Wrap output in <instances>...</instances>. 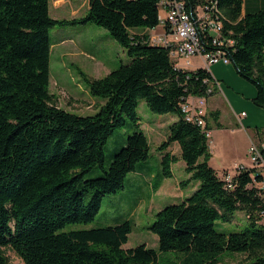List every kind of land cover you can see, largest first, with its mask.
I'll use <instances>...</instances> for the list:
<instances>
[{"label":"trees","instance_id":"obj_1","mask_svg":"<svg viewBox=\"0 0 264 264\" xmlns=\"http://www.w3.org/2000/svg\"><path fill=\"white\" fill-rule=\"evenodd\" d=\"M159 1L88 0L84 16L58 19L50 15V0H0V264H8L1 247L13 248L25 264H216L227 252L246 254L237 264H264V197L253 186L255 169L246 167L227 181L210 164L209 113L203 129L181 104L190 95L209 98L214 76L204 66L176 67L170 48L148 41V29L160 23ZM205 3L222 14V36L234 41L228 55L255 85L254 103L264 107V8L242 14L243 0H186L189 11ZM90 22L106 28L131 61L104 77H85L90 93L105 101L95 114L83 115L58 106L49 91L50 30ZM141 100L155 113L177 115L159 144L157 172L148 164ZM211 115L221 125L218 112ZM127 118L133 131L105 168V144ZM175 142L180 154L168 150ZM180 158L189 175L183 187L198 185L155 213L148 229L157 234L158 248L124 246L135 226L131 217L71 227L92 223L103 198L124 189L130 173H141L140 187L154 190L173 176ZM95 166L102 174L86 179ZM239 210L249 220L244 230L215 227ZM168 251L180 252L179 262Z\"/></svg>","mask_w":264,"mask_h":264},{"label":"rangeland","instance_id":"obj_2","mask_svg":"<svg viewBox=\"0 0 264 264\" xmlns=\"http://www.w3.org/2000/svg\"><path fill=\"white\" fill-rule=\"evenodd\" d=\"M87 8L88 0H50V15L53 18L71 19L81 17L86 14ZM158 31H161V29ZM50 40L53 47L50 62L49 91L53 95L56 104L74 113L83 115L95 114L100 109V103L105 100L90 93L85 77H104L121 64L129 63L131 58L126 48L115 40L106 28L92 22L88 24L56 25L50 30ZM192 62L197 66L200 65L201 59L193 57ZM210 70L217 77L215 80L220 84L207 99V107L209 105L210 109L217 106L224 108L222 126L215 121L211 112L208 117V122H210L212 128L209 138L213 156L212 162L215 166L223 169V165H232L234 162L246 160L250 161V165L247 167H253L248 154L249 147L245 143L244 135L242 131L235 129L238 124H236L231 97L232 94H238L242 99L243 109L246 111L244 116L248 113L253 120L256 118L255 124H251V127L247 125L245 127L250 133L253 134L255 132V136L261 138L263 142L264 113L262 110H264V107L256 105L253 101L255 96L253 98L251 96V90L253 91L254 89L255 91L256 87L251 81H248L238 73L232 62L230 64L214 63L211 65ZM231 92L233 93L231 94ZM254 107L261 110L258 116H254ZM138 113L149 138L151 137L150 130L152 128L156 129L157 126H160V132H167L168 125L177 116L174 113H155L151 111L145 100L140 101ZM126 120L125 125L115 129L105 144V168L109 167L111 156L123 145L128 135L133 131L132 123L128 118ZM242 126L243 124H240L239 127ZM149 140L151 143V156L148 164L151 166V171L157 172L160 167L161 149L158 144L154 143V140ZM159 140L158 138L155 141L158 142ZM175 149L178 153V145H176ZM184 164L185 162L181 158L179 162L173 163L172 166L175 167L176 176L174 175L170 179L166 178L168 180L167 183H169L168 187H171L173 191L174 185L178 183V180L183 181V178L180 177H183L182 175L186 172ZM235 166L233 168L234 173ZM102 172L99 166H95L85 174V178L97 177ZM226 173L229 172H223L221 175L223 176ZM143 178L144 176L141 173H130L124 189L117 193L107 194L103 198L102 208L92 223L74 224L71 227L85 229L107 225L122 217H131L135 222V227L129 236L128 243L124 246L129 248L136 247L141 241H146L148 245L158 248L157 234L148 229V226L154 221L157 211L151 212L154 205L153 189L148 184L145 185V188L140 187L139 184H143L141 183ZM154 180L158 181L159 177L157 176ZM155 207H157L156 204ZM262 222H264V219ZM248 224L247 214L239 210L235 212L231 221L218 220L215 222V227L219 231L230 233L244 230ZM1 249L8 258V264H25L13 248L1 247ZM164 254L176 262H179L178 258L181 255L178 251H168L164 252ZM245 257L246 254L244 253L227 252L221 255L219 262L216 264H237L239 261L244 260Z\"/></svg>","mask_w":264,"mask_h":264},{"label":"built area","instance_id":"obj_3","mask_svg":"<svg viewBox=\"0 0 264 264\" xmlns=\"http://www.w3.org/2000/svg\"><path fill=\"white\" fill-rule=\"evenodd\" d=\"M159 9L164 14L160 15L161 31H155V28L149 29V40L160 41L161 46L170 48V57L176 67L184 69H195L204 66L209 69V65L214 63L230 64L232 61L228 55L234 41L218 34V26L213 15L210 14L209 3L201 7L200 12L188 10L186 0H160ZM193 57L201 59L200 65L195 66L192 62ZM207 81V80H206ZM211 80L208 81V84ZM209 93V89L207 90ZM183 111L187 116L197 118L198 124L203 129H207L208 107L205 96H188L181 104ZM242 112L239 117H243ZM207 136L210 132L207 130ZM264 146L252 142L248 148L249 158L253 163L255 170L252 173L254 178L253 186L257 188L264 197ZM247 166L236 164L235 173H226L223 175L225 180L230 181L232 177L241 172ZM264 216V213H263Z\"/></svg>","mask_w":264,"mask_h":264},{"label":"crops","instance_id":"obj_4","mask_svg":"<svg viewBox=\"0 0 264 264\" xmlns=\"http://www.w3.org/2000/svg\"><path fill=\"white\" fill-rule=\"evenodd\" d=\"M242 14H246V13H251V12H256L258 10H261L264 8V0H243V4H242ZM89 7V6H88ZM88 10V8H87ZM159 29H162L160 26H157L155 28V31H158ZM148 32H149V29H148ZM159 32V31H158ZM150 34V32H149ZM52 47H53V44H52ZM52 53V51H51ZM51 65V64H50ZM212 65V64H211ZM211 65H209V69H211ZM212 72V71H211ZM213 74V73H212ZM214 78H217L214 74H213ZM218 80V79H217ZM233 92H231L232 94ZM253 94V95H252ZM256 95V90L253 91L251 90V96L252 98ZM231 102L233 104V111H234V115H235V118H236V124H238V127H236L235 129L237 130H240L242 131L243 135H244V140H245V143L248 144V147L252 142H262L261 138H257V136H255V132L250 133L248 131V129H246V125L247 126H250L251 127V124H253L255 122V119L253 120L248 113H246V116L244 117H239V114L242 113V112H246L244 109H243V102H242V99L240 98V96H238V94H235L233 95L232 94V97H231ZM232 111V112H233ZM239 113H237V112ZM253 111H254V116H258L260 113L258 108H253ZM208 112H218V122L221 124L222 126V117L224 115V108L222 107H212L211 109L209 108V105H208ZM262 112L264 113V110H262ZM238 114V115H237ZM241 122V123H240ZM208 124L210 125V122H208ZM240 124L243 126L242 127H239ZM255 124V123H254ZM142 126H143V123H142ZM257 126V124H256ZM211 127V126H210ZM151 131V137L150 139L153 141L154 140V143L155 144H160L162 142V140H164L166 138V135H167V132H160V126H157L156 129L152 128ZM211 131H212V128L210 130V134H211ZM146 132V131H145ZM147 133V132H146ZM148 135V134H147ZM160 139L158 142H156L155 140L156 139ZM163 138V139H162ZM210 138V137H209ZM210 143V142H209ZM176 145H178V153L175 149ZM168 150H171L173 153H176V154H180V147H179V144L178 143H173ZM213 160V156L212 158L210 159V164L218 171L219 175L222 174L223 172H229V173H234V166L235 164L237 163H243L245 164L246 166H249L250 165V161H246V160H241L240 162H234V164L232 165H223V169H221L220 167H217L213 164L212 162ZM179 162V160L177 161ZM184 166L186 167V164H184ZM175 170V167L172 166V172H173V176L175 174L174 172ZM228 170V171H227ZM186 171V170H185ZM183 177H180V178H183L186 179L189 175L187 174V172H185V174L182 175ZM167 179H170L167 178ZM166 178L163 180V182L161 183V185L157 188V189H154L153 190V194H154V205L151 209V212H153L154 210H160L165 204H167L168 202H171L172 200H180L188 195H190L196 188V186L198 185V183H192V184H188V185H185L183 187V183L182 181H179L178 180V183L176 185H174V191L171 189V187H168L169 186V183H167V180ZM178 179V178H176ZM155 204L157 207H155ZM148 209V207H147ZM156 211V212H157ZM135 227V226H134ZM141 243H146V241H141ZM147 244V243H146ZM148 245V244H147ZM150 246V245H148ZM157 246H158V241H157ZM151 247H155V246H151Z\"/></svg>","mask_w":264,"mask_h":264},{"label":"bare ground","instance_id":"obj_5","mask_svg":"<svg viewBox=\"0 0 264 264\" xmlns=\"http://www.w3.org/2000/svg\"><path fill=\"white\" fill-rule=\"evenodd\" d=\"M213 3H215V2H213ZM211 4V5H209V7H210V14H212L213 15V18H214V20H216V24H217V26H218V34H220L221 36H222V34L224 33V23H223V20H224V18H223V16H222V14L220 13V12H218V8H217V6H216V4ZM197 12H200V10H201V7L199 6V7H197L196 9H195ZM164 13L161 11V15H163ZM226 37V36H225ZM151 42L152 43H154V44H160V41H156V40H151ZM213 86L211 85V87L209 88V94H212L213 92H214V89L217 87V86H219V82L218 81H216L215 80V78L213 79ZM215 84V85H214ZM206 97V96H205ZM206 99H208L207 97H206ZM184 113H186L185 111H183ZM187 118L189 119V120H193V121H195L196 123H198L197 122V118H194V117H192V116H187ZM198 125H200V124H198ZM210 132V131H209ZM256 143H258V142H256ZM260 146H264V141L263 142H259L258 143ZM233 174V173H232Z\"/></svg>","mask_w":264,"mask_h":264}]
</instances>
